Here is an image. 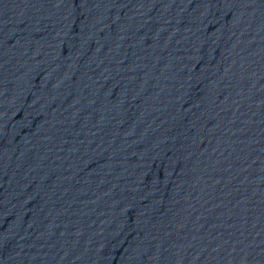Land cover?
<instances>
[{"label":"water","instance_id":"95a60500","mask_svg":"<svg viewBox=\"0 0 264 264\" xmlns=\"http://www.w3.org/2000/svg\"><path fill=\"white\" fill-rule=\"evenodd\" d=\"M0 264H264V0H0Z\"/></svg>","mask_w":264,"mask_h":264}]
</instances>
